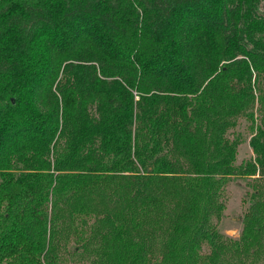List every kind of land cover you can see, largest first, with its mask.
Here are the masks:
<instances>
[{
  "label": "trees",
  "instance_id": "16d2710c",
  "mask_svg": "<svg viewBox=\"0 0 264 264\" xmlns=\"http://www.w3.org/2000/svg\"><path fill=\"white\" fill-rule=\"evenodd\" d=\"M263 2L0 0V264H257ZM237 178L254 183L233 239Z\"/></svg>",
  "mask_w": 264,
  "mask_h": 264
},
{
  "label": "rangeland",
  "instance_id": "374dc122",
  "mask_svg": "<svg viewBox=\"0 0 264 264\" xmlns=\"http://www.w3.org/2000/svg\"><path fill=\"white\" fill-rule=\"evenodd\" d=\"M260 13L264 15V2L261 4ZM240 126L235 130L232 139H236L238 144L237 164H245L254 157V152L250 141L252 131L250 123L246 119L240 120ZM254 181L252 179L237 178L230 182L227 188V208L224 217L219 224V229L223 235L233 239H238L243 230V215L248 206L244 204L247 193L252 190ZM93 249L67 252L64 256L65 264H110L105 257H100L92 253ZM257 264H264V250Z\"/></svg>",
  "mask_w": 264,
  "mask_h": 264
}]
</instances>
